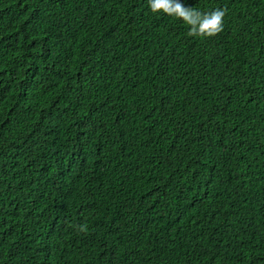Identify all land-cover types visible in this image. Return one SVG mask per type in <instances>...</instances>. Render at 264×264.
I'll list each match as a JSON object with an SVG mask.
<instances>
[{
	"label": "trees",
	"instance_id": "trees-1",
	"mask_svg": "<svg viewBox=\"0 0 264 264\" xmlns=\"http://www.w3.org/2000/svg\"><path fill=\"white\" fill-rule=\"evenodd\" d=\"M179 2L0 0V264H264V0Z\"/></svg>",
	"mask_w": 264,
	"mask_h": 264
},
{
	"label": "clouds",
	"instance_id": "clouds-1",
	"mask_svg": "<svg viewBox=\"0 0 264 264\" xmlns=\"http://www.w3.org/2000/svg\"><path fill=\"white\" fill-rule=\"evenodd\" d=\"M153 13L181 19L189 26L188 35L192 37H213L223 30L226 8H216L210 12L186 7L179 0H148ZM79 231L86 232L87 225H79Z\"/></svg>",
	"mask_w": 264,
	"mask_h": 264
}]
</instances>
